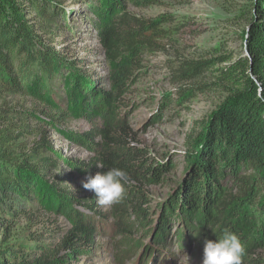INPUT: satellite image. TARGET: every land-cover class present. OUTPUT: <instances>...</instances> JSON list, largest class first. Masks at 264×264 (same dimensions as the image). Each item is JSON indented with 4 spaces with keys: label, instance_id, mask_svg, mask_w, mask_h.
<instances>
[{
    "label": "trees",
    "instance_id": "1",
    "mask_svg": "<svg viewBox=\"0 0 264 264\" xmlns=\"http://www.w3.org/2000/svg\"><path fill=\"white\" fill-rule=\"evenodd\" d=\"M159 2L86 0L90 20L113 66V87L109 94L101 92L106 101L128 88L142 72L147 53L162 49L158 41L165 32L162 26L171 22L170 18L149 19L130 10L131 6L145 8ZM60 5L58 0H0V97L16 92L35 103L31 108L0 105V235L20 216L30 213L32 203L40 199L39 193L46 187L53 200L58 201L52 195L54 190L68 200L74 199L57 170L59 153L46 134L48 122L42 118L44 115L56 124L71 117L52 96L56 79L63 83L66 93L72 86L69 95L77 105L87 111L91 108L87 86L78 74L71 73L77 64L53 44L52 37L66 27L70 17ZM247 21L243 31L246 53L183 59L173 69L180 104L204 87L222 90L225 96L209 118L199 124L202 129L198 135L189 137L194 162L166 204V216L159 224L160 231L168 233L170 218L176 217L191 229V224L197 222V228L205 231L202 237L208 240L218 239L224 231L238 237L246 234L241 239L245 247L242 264L251 260L252 249L264 246V0H253ZM44 33L50 42L43 40ZM209 71L211 82L190 84ZM166 99L161 111L169 103ZM125 130L126 125L118 123L101 128L104 141L97 144L101 149L97 160L104 165L102 173L116 167L134 179L130 181L160 183L173 165L168 160L150 161L148 152L130 146ZM126 189L120 211L127 220L123 225L138 221L142 229L153 222L150 200L138 186ZM59 208L68 207L61 202ZM81 217L61 242L73 255L79 243L90 249L95 242L94 227ZM250 235L252 245H246ZM4 243L0 241V264H69L58 250L46 244L36 242L39 252H30L23 243Z\"/></svg>",
    "mask_w": 264,
    "mask_h": 264
},
{
    "label": "rangeland",
    "instance_id": "2",
    "mask_svg": "<svg viewBox=\"0 0 264 264\" xmlns=\"http://www.w3.org/2000/svg\"><path fill=\"white\" fill-rule=\"evenodd\" d=\"M58 2L70 17L66 27L52 37L53 44L77 64L71 73L78 74L87 86L91 108L87 111L77 105L69 95L72 86L66 93L63 83L56 79L52 96L71 117L56 124L44 115L42 118L48 122L46 134L59 153L57 170L64 176L67 192H71L74 199L68 200L54 190L52 195L58 201L53 200L46 187L39 193L40 199L32 203L30 213L16 219L14 225L0 235V241L5 242L4 246L23 243L30 252H39L36 242L46 244L47 248L58 250L59 256L69 264H203L204 243L208 239L202 237L205 231L197 228V222L191 224V229L176 217L170 218L168 233L161 232L159 224L166 216V204L177 193L194 162L189 137L198 135L202 129L199 124L217 109L225 93L202 87V92L180 104L173 69L183 59L246 53L243 31L248 25L247 15L253 0H160L145 8L131 6L130 10L137 15L149 19L167 16L171 22L162 26L165 32L158 41L162 49L147 53L143 57L142 72L128 88L108 101L101 92L109 94L113 87L110 81L113 66L90 20L92 15L86 0ZM47 36L44 33L43 40L50 42ZM212 80L209 71L190 84L201 86ZM165 97L169 103L161 111ZM0 105L31 108L35 103L31 97L7 92L0 97ZM157 113L160 115L155 116ZM112 123L125 124L124 136L130 146L148 152L150 161L165 163L168 160L173 165L160 183L135 182L129 177L126 188L138 186L150 200L153 222L142 229L138 221L128 227L123 225L127 220L121 217V202L100 206L95 193L83 187L89 176L102 173L104 169L103 163L97 160L101 150L97 144L104 141L101 128ZM46 184L51 185V180ZM61 202L70 211L59 208ZM80 217L94 227L95 242L90 249L79 243L73 255L61 242ZM244 232L247 233L245 227ZM245 236L242 233L240 240ZM252 238L250 235L245 244L252 245ZM32 243L35 245L28 247ZM251 252L247 264H264V246H257Z\"/></svg>",
    "mask_w": 264,
    "mask_h": 264
},
{
    "label": "clouds",
    "instance_id": "3",
    "mask_svg": "<svg viewBox=\"0 0 264 264\" xmlns=\"http://www.w3.org/2000/svg\"><path fill=\"white\" fill-rule=\"evenodd\" d=\"M128 174L121 168H110L103 173L89 176L83 187L93 191L100 206L119 204L126 195ZM245 247L240 238L224 231L216 240H205L203 264H242Z\"/></svg>",
    "mask_w": 264,
    "mask_h": 264
}]
</instances>
